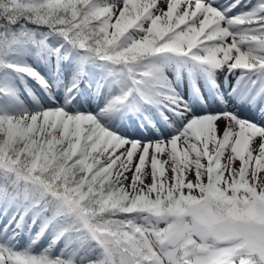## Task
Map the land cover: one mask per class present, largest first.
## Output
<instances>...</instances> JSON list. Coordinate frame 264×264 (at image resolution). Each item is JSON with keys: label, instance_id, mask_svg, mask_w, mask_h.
Segmentation results:
<instances>
[{"label": "snow or ice", "instance_id": "6c2138e0", "mask_svg": "<svg viewBox=\"0 0 264 264\" xmlns=\"http://www.w3.org/2000/svg\"><path fill=\"white\" fill-rule=\"evenodd\" d=\"M120 2L0 0V96L17 99L9 70L50 91L28 58L77 56L63 103L0 105V264H264V0L235 15L214 0ZM97 61L103 107L71 110L84 65ZM172 64L202 76L222 106L193 113ZM153 109L180 126L136 139L100 119L151 125ZM26 223L35 231L16 249ZM62 237L76 247L52 255Z\"/></svg>", "mask_w": 264, "mask_h": 264}, {"label": "rangeland", "instance_id": "374dc122", "mask_svg": "<svg viewBox=\"0 0 264 264\" xmlns=\"http://www.w3.org/2000/svg\"><path fill=\"white\" fill-rule=\"evenodd\" d=\"M109 2L111 3L112 0H109ZM182 2V0H181ZM235 4L234 7H232L230 9V11L227 13L228 15H235L238 14L240 12H244L249 10L250 8H252L256 1L254 2V0H214V4L215 6L218 7H222V8H228L229 5ZM121 8L123 7V2L121 0L120 5ZM76 56V54H74ZM77 58V56L75 57V59ZM69 59V58H68ZM68 59H61L59 61H57L55 58H49L47 61H43L40 59H35V58H28V62L33 66L36 67L38 71L41 72L42 75L45 76V79H48L51 83V89L50 91H45L43 88L40 87L39 84H37L34 80L29 79V81L31 82V87H30V93L29 95L25 93L24 90L19 91V89H15L12 87L11 83H13V80H10V85L13 88L14 92H15V96L17 99H12V98H6L3 96H0V105H12L14 107L17 108H23V109H28V110H35L39 107H45V106H52L55 103H63L65 96H64V86L67 85L71 80V75L75 74V71H72L71 73H69L68 78H64L61 80L60 86H58L57 81H55L54 79H50L49 78V74L52 73V77L56 76L57 73L56 68L54 67V64H59L61 61L63 62H67ZM73 59V62H75L76 60ZM95 63H87L86 64V76L84 81H86V85L82 86L83 87V92L82 94L84 95V97L86 95H92V99L91 101H89L88 103H86L85 98L81 99V94L79 95V93L81 91L77 89L73 90V103L74 105L68 104L66 105V107L70 108L73 111H84V112H98L100 107H103L104 101H105V95L103 94L104 91H107L106 89H102V90H97V81L99 80V78L101 76L97 75L94 70L96 69L97 66H95ZM54 67V70H53ZM75 68V67H74ZM167 73L169 74V79L173 82V86L176 88L177 93L179 95H181L184 100L188 103L189 107L192 109L193 113H199V112H203V111H211V110H207V109H199L201 108L202 105H206L210 102V94L208 91L205 90H201L200 94L197 95L192 91H187V90H181L179 89L178 85H177V81H176V77L172 68V65H169L167 68ZM73 77V76H72ZM33 81L35 82V84H33ZM82 81V80H80ZM79 81V84H80ZM17 87V85H16ZM79 87V86H78ZM205 97H207L205 99ZM80 101H84V103L82 104ZM87 104L89 105V107H86ZM199 109V110H198ZM100 119L102 120H107L110 123H118L120 116L119 113H112V114H106L104 116H101ZM180 123L178 121V124H175L174 127H179ZM174 131V128L171 132H166V133H158V134H154V135H145L142 136L140 138L143 137H147V138H155L158 135H171ZM122 133V132H121ZM124 134V133H122ZM125 135V134H124ZM132 138H136L139 139V137H132ZM178 148H183V143L181 141H178ZM230 154V149L225 153V155ZM203 164H207V160H202ZM221 163L223 164H228V161L224 158V156L221 157ZM232 166L236 167L238 170V166H239V161L234 160L232 161ZM165 167L167 168V165H165ZM227 175V172L225 173ZM187 178H191V177H187ZM205 181H206V177H205ZM128 183H131V174L128 175ZM187 191V190H185ZM12 214V212H8V215L10 216ZM8 223L7 218H0V228L3 227L4 224ZM11 228V225H10ZM27 228V233L26 235H28V237L30 236L32 230L29 231L28 226H26V224L24 225V230L21 231L19 233V236L14 238L13 244L14 247L16 249H20L23 248L24 246H26L29 243V239H28V243L26 244L23 241L24 238V232ZM49 234H53L51 231L47 232L44 236H42L40 238V240L37 241V243L35 245L32 246V250L34 252H40L45 250V248H43L44 245V240L45 238L49 235ZM10 235V233H9ZM5 237H0V239H4ZM63 240H65L66 242L64 244H62ZM72 246V247H71ZM73 249V245L72 243L69 242V238L68 237H62L61 239L57 240L56 243L52 246V248L50 249V252L52 255H58L61 254V251L63 250L64 253H68L70 250ZM81 256L88 258L87 256H85L83 253H79Z\"/></svg>", "mask_w": 264, "mask_h": 264}, {"label": "trees", "instance_id": "16d2710c", "mask_svg": "<svg viewBox=\"0 0 264 264\" xmlns=\"http://www.w3.org/2000/svg\"><path fill=\"white\" fill-rule=\"evenodd\" d=\"M49 39H52V38L50 37ZM15 75H16V73H14V72H12L11 70H9V77H10V80H13V83H11V85H12L13 88L16 89ZM72 245H73L74 248L76 247L75 242H72ZM81 250H84L83 252H85V251H89V250H87V246L81 248L80 251H81ZM89 255H90V251H89Z\"/></svg>", "mask_w": 264, "mask_h": 264}]
</instances>
